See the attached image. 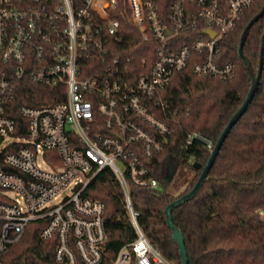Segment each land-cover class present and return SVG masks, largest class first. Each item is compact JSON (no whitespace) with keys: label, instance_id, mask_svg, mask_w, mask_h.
Wrapping results in <instances>:
<instances>
[{"label":"built area","instance_id":"built-area-1","mask_svg":"<svg viewBox=\"0 0 264 264\" xmlns=\"http://www.w3.org/2000/svg\"><path fill=\"white\" fill-rule=\"evenodd\" d=\"M255 1L85 0L76 8L74 0H0V264L39 220V236L55 240L57 264H101L106 204L85 192L107 168L123 187L137 233L112 264H173L140 226L130 185L161 187L151 164L171 133L164 90L187 69L232 79L225 37ZM117 15L154 43L153 61L143 58L140 72L114 55L123 40ZM28 81L56 88L61 101L19 105L28 121L19 127L12 103ZM195 140L215 147L200 133L186 142Z\"/></svg>","mask_w":264,"mask_h":264},{"label":"trees","instance_id":"trees-1","mask_svg":"<svg viewBox=\"0 0 264 264\" xmlns=\"http://www.w3.org/2000/svg\"><path fill=\"white\" fill-rule=\"evenodd\" d=\"M84 3L85 0H74L76 8ZM263 5L264 0H256L225 37L222 58L235 62L236 73L232 79L195 75L191 69L173 75L171 84L163 92L170 104L171 133L164 150L151 164L161 187L130 185L140 226L149 241L173 264H181L182 258L167 224L166 207L195 185L212 152L202 141L188 144L186 139L190 133H200L215 145L248 95L252 77L239 58V42L247 22ZM118 18L123 40L116 44L119 51L114 55L122 57L124 62L130 58L131 65L140 72L143 58L148 63L153 61L154 43L142 42L140 30L129 19L120 15ZM263 34L264 16L252 25L244 46V54L256 71ZM255 94L222 144L209 179L192 199L172 210L174 223L184 233L188 264H264V66ZM13 101L11 116L19 127H25L28 121L16 112L19 105L41 106L61 100L56 88L28 81ZM170 161L177 166L176 173L183 166L191 173L179 193H173L162 181ZM85 194L106 204L108 241L101 264H112L120 248L137 236L123 187L116 174L107 168L92 181ZM44 226L45 222L40 220L29 224L22 238L4 253L3 264H57L55 240L46 241L39 236Z\"/></svg>","mask_w":264,"mask_h":264},{"label":"water","instance_id":"water-1","mask_svg":"<svg viewBox=\"0 0 264 264\" xmlns=\"http://www.w3.org/2000/svg\"><path fill=\"white\" fill-rule=\"evenodd\" d=\"M262 16H264V5L262 6L261 10L247 22V25L242 32V35L240 37V42H239L240 43L239 49H238L239 58L243 60V63L245 65V68L248 74H250V77H252L251 86L247 93L248 95L246 96L245 100L240 105V107L234 112L233 116L229 119L225 127L223 128L224 130L221 132L220 136L218 137L214 145L215 147L212 150L211 155L206 162L207 164L204 166L201 172V175L197 179V182L195 183V185L188 192L184 193V195L170 202L167 205L166 210H165V214L167 216V224L171 228L173 232L174 240L176 244L178 245V248L180 249V252H181V258H182L181 264H188V260H189L188 249H186L184 233L176 226V224L173 221L172 210L184 204V202H186L187 200L192 199V197H194L196 193L200 190L201 186L209 179L210 170L215 164L214 162L217 158L218 153L220 152L222 148V144L224 143L225 139L227 138L230 131L232 130L231 128L233 127V125L238 121V119L243 114H245L250 103L253 101L256 95L255 92L257 91L259 87V83L261 80V74H262V70L264 66V34L262 36V41H261L262 46H261V52H260V58H259L260 64H259V68L257 71L254 69L252 61L249 58H247L246 55L244 54V46H245V41L247 39L248 33L252 25L257 20H259ZM211 33L214 35L215 31L214 33L213 32ZM167 165L168 166L166 170V175L162 179V181L166 183L170 182L173 179L174 175L176 174V170H177V166L173 164L171 161ZM198 166L200 167L201 164L200 165L198 164Z\"/></svg>","mask_w":264,"mask_h":264},{"label":"rangeland","instance_id":"rangeland-1","mask_svg":"<svg viewBox=\"0 0 264 264\" xmlns=\"http://www.w3.org/2000/svg\"><path fill=\"white\" fill-rule=\"evenodd\" d=\"M44 160V153L40 154L39 162L42 166L47 167L48 164L43 162ZM189 168L184 167L180 168L177 173L174 175L173 179L170 182H167L168 188L173 192V193H179L180 191L184 190L186 184H187V179L190 176ZM71 193V188L65 189L63 191L57 200L62 199L65 197V195H68ZM10 196L14 197L15 193H9ZM57 200H53L52 202L55 203Z\"/></svg>","mask_w":264,"mask_h":264}]
</instances>
